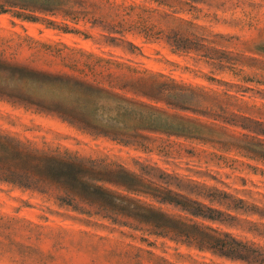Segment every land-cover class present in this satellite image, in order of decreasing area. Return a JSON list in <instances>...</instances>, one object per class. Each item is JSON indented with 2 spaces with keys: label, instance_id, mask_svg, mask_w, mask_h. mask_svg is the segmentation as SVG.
Returning <instances> with one entry per match:
<instances>
[{
  "label": "rangeland",
  "instance_id": "1",
  "mask_svg": "<svg viewBox=\"0 0 264 264\" xmlns=\"http://www.w3.org/2000/svg\"><path fill=\"white\" fill-rule=\"evenodd\" d=\"M169 2L174 17L187 22L153 14L162 33L150 39L136 30L107 35L69 22L85 36L63 31L60 16L32 21L0 12V59L45 73L40 79L67 74L99 81L174 115L188 133L143 131L123 143L1 99L0 132L44 152L109 165L114 182L124 169L143 180L137 188L145 192L109 185L114 191L264 253V0ZM174 26L188 35L191 49L170 45ZM16 84L34 98L68 99L57 84ZM160 84L166 91L158 99L142 94ZM132 116L96 115L101 123L129 124ZM55 194L0 182V264H264L199 249L184 237L83 203L73 208Z\"/></svg>",
  "mask_w": 264,
  "mask_h": 264
},
{
  "label": "trees",
  "instance_id": "2",
  "mask_svg": "<svg viewBox=\"0 0 264 264\" xmlns=\"http://www.w3.org/2000/svg\"><path fill=\"white\" fill-rule=\"evenodd\" d=\"M173 7L169 0H0V12L14 11L15 16L25 20L37 21L41 19L40 15L60 16L63 31L83 33L86 36V32L69 25V22L74 24L84 22L89 23L92 28H99L107 35L114 33L123 36L127 31L136 30L149 39L162 33L153 21V14L159 13L163 19L186 21L174 17L173 13L176 11L171 10ZM45 21L51 25L56 23L50 19ZM180 28V26L170 28L172 40L168 42L175 48L191 49L192 44L188 35L178 33ZM88 68L92 70L93 66ZM37 76L46 78L43 72L32 71L27 66L0 59V99L27 109L55 115L78 129L123 143H131L140 137L143 131H159L174 135L188 133L187 124L176 121L174 115L121 95L99 84V81L93 82L67 74L47 79H40ZM24 80L41 87L46 84H57L68 93V99L64 102L34 98L23 92L16 84ZM165 91L166 85L160 84L153 85L151 90H142V94L151 99H158L156 95H162ZM168 91L172 95H177V91L173 93L171 88ZM99 110L114 111L118 116L133 115L134 122L131 124L109 120L98 122L96 115ZM107 166L109 165L100 166L95 160L79 158L67 152H44L33 147L29 141H22L0 132V182L43 193L52 191L57 193L55 197L58 200L73 208L83 203L98 208L100 213L131 218L158 234L184 237L187 242L199 249L246 262L264 263V253L250 249L246 243L236 240L228 233H222L216 228L198 222L189 224L187 223L189 220L167 215L160 209L146 205L127 194L114 191L109 185H120L123 190L131 193L145 192L137 188L141 187L143 180L128 174L124 169H119L123 179L116 182L111 180L109 175L112 171H109ZM129 179L137 181V184ZM206 218L212 219L209 216Z\"/></svg>",
  "mask_w": 264,
  "mask_h": 264
}]
</instances>
